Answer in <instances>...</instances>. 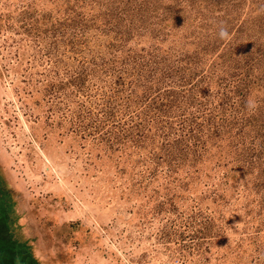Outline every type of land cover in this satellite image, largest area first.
I'll use <instances>...</instances> for the list:
<instances>
[{
	"label": "rangeland",
	"instance_id": "obj_1",
	"mask_svg": "<svg viewBox=\"0 0 264 264\" xmlns=\"http://www.w3.org/2000/svg\"><path fill=\"white\" fill-rule=\"evenodd\" d=\"M0 264H264V0H0Z\"/></svg>",
	"mask_w": 264,
	"mask_h": 264
},
{
	"label": "clouds",
	"instance_id": "obj_2",
	"mask_svg": "<svg viewBox=\"0 0 264 264\" xmlns=\"http://www.w3.org/2000/svg\"><path fill=\"white\" fill-rule=\"evenodd\" d=\"M219 35H220L221 38L226 37V36L228 35L227 30L224 29V28H221ZM245 106H246V108L249 109V110H253V109H255V107H256L255 99L252 98V97H250V98L246 101V105H245Z\"/></svg>",
	"mask_w": 264,
	"mask_h": 264
}]
</instances>
